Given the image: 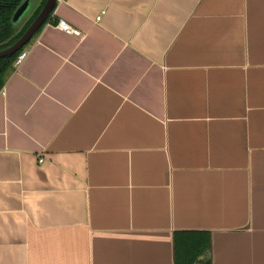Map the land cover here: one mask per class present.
<instances>
[{"label": "crops", "instance_id": "crops-1", "mask_svg": "<svg viewBox=\"0 0 264 264\" xmlns=\"http://www.w3.org/2000/svg\"><path fill=\"white\" fill-rule=\"evenodd\" d=\"M25 51L0 93V264H175L180 231L264 264V0H58Z\"/></svg>", "mask_w": 264, "mask_h": 264}, {"label": "trees", "instance_id": "trees-1", "mask_svg": "<svg viewBox=\"0 0 264 264\" xmlns=\"http://www.w3.org/2000/svg\"><path fill=\"white\" fill-rule=\"evenodd\" d=\"M24 1L25 0H0V51L9 48L24 35L47 2V0H42L29 21L19 31H16L12 19L16 10ZM54 11L49 16L46 23L36 33L34 38L42 32L49 22H51ZM32 41L28 45H30ZM25 48L11 57L0 59V93L3 91L10 74L16 70L14 65L15 61ZM174 247L175 264H212L209 258V253L211 251V235L209 232H177L174 236Z\"/></svg>", "mask_w": 264, "mask_h": 264}, {"label": "water", "instance_id": "water-1", "mask_svg": "<svg viewBox=\"0 0 264 264\" xmlns=\"http://www.w3.org/2000/svg\"><path fill=\"white\" fill-rule=\"evenodd\" d=\"M39 2L40 0H25L18 7L12 19V23L16 31H19L21 29L22 25L25 23L26 19L30 16V14L35 10ZM57 2L58 0H47L42 11L31 24V26L27 29L24 35L9 48L0 51V59L11 57L19 51L23 50L32 41L36 33L40 30V28L46 23L49 16L56 8ZM34 3L35 6L33 7Z\"/></svg>", "mask_w": 264, "mask_h": 264}, {"label": "built area", "instance_id": "built-area-1", "mask_svg": "<svg viewBox=\"0 0 264 264\" xmlns=\"http://www.w3.org/2000/svg\"><path fill=\"white\" fill-rule=\"evenodd\" d=\"M98 19L100 20L101 18ZM57 27L63 32L67 33L68 35H73L76 37L82 36V32L79 29L74 28L65 20H59L57 23ZM27 57H28V52L24 50L16 59L14 64L15 68L20 67L26 61ZM40 162L43 163L44 160H40Z\"/></svg>", "mask_w": 264, "mask_h": 264}, {"label": "rangeland", "instance_id": "rangeland-1", "mask_svg": "<svg viewBox=\"0 0 264 264\" xmlns=\"http://www.w3.org/2000/svg\"><path fill=\"white\" fill-rule=\"evenodd\" d=\"M34 6H35V3L33 4V7H34ZM33 7H32V8H33Z\"/></svg>", "mask_w": 264, "mask_h": 264}]
</instances>
